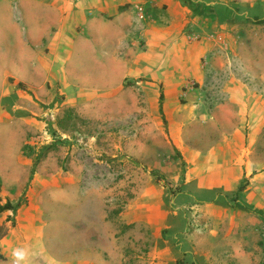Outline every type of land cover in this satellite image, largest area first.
I'll return each mask as SVG.
<instances>
[{"label": "rangeland", "instance_id": "1", "mask_svg": "<svg viewBox=\"0 0 264 264\" xmlns=\"http://www.w3.org/2000/svg\"><path fill=\"white\" fill-rule=\"evenodd\" d=\"M263 108L264 0H0V264H264Z\"/></svg>", "mask_w": 264, "mask_h": 264}, {"label": "crops", "instance_id": "2", "mask_svg": "<svg viewBox=\"0 0 264 264\" xmlns=\"http://www.w3.org/2000/svg\"><path fill=\"white\" fill-rule=\"evenodd\" d=\"M117 1H118V3L120 2V0H114V2H117ZM120 5H121V3L119 4V6ZM99 8H100V10L105 11V12H107L109 10V6L104 5L102 2H100ZM29 14H31L32 16L37 15V13L36 14L35 13H29ZM37 16L39 18H37L35 20V22L33 23L34 27L29 28V27L25 26L23 28V30H22L23 32L21 33L22 37L27 38V36L31 37V36L35 35L36 29L39 30L40 32L42 31L41 27H43L44 24L42 23V21L40 19L41 15H37ZM24 17L25 16H23V19H24ZM15 20L12 23L9 22V24H6L7 30L10 27H15L18 25ZM26 50H27L26 53H25V51H23V49H22V51L19 52V56L21 53L20 58L23 61L27 60L28 54L30 52L28 48H26ZM38 59H39V62L35 65V68L39 67L37 71L40 73V70H42V69L44 70L45 68H47V64L45 65L46 61L44 59H41L40 57H38ZM38 75L40 76V74H38ZM229 95H230L229 99L233 102V100H236L239 98L238 97L239 95H248V91L246 89H244L243 87H239V89L234 88V90H232L231 93H229ZM241 99L243 101L245 100L244 98H241ZM231 104H234V103H231ZM234 105L235 106L232 105L231 108L232 109L236 108V110H237L236 115H234V110H232V109H227L226 115H223L221 112V118H223V116L228 117V116L234 115L238 119H237V124H236L237 126H235L234 123H232V125H234V128H231V130H228V131L224 130L222 132L223 133V137H222L223 143L221 145L222 152H221V154H219V156L221 158V162H226L229 159L228 157L231 156L232 158H230V162H234V163L238 164V163H240V161L242 159V155H243L242 154L243 150L241 147V145H242L241 141L244 138V132L246 131L245 126H244V121L245 120L247 121V119L245 117V120H244L243 115L247 116L248 106L244 102H237V104H234ZM249 123H250V125H249L250 131H252L251 138H252V140H254L255 136L258 135L259 130L264 131V108L262 109L261 112L258 110H257V112H255V110L252 109L251 113H250ZM262 162H264V158H263ZM0 226L3 227V222H1V221H0ZM11 238H13L12 235L7 232V235L4 238L0 239L1 254H5V253L10 254L12 252ZM16 251H17L16 249L13 250V252H16Z\"/></svg>", "mask_w": 264, "mask_h": 264}, {"label": "trees", "instance_id": "3", "mask_svg": "<svg viewBox=\"0 0 264 264\" xmlns=\"http://www.w3.org/2000/svg\"><path fill=\"white\" fill-rule=\"evenodd\" d=\"M123 10L124 9H122V10L120 9V12H123ZM18 87L21 88L20 85H18ZM14 210H15V208L13 207V205L11 203H7L4 206L0 205V213H4L6 211H14ZM6 235H7V231H5V229L2 226H0V239L4 238ZM176 264H181V263L178 262Z\"/></svg>", "mask_w": 264, "mask_h": 264}, {"label": "built area", "instance_id": "4", "mask_svg": "<svg viewBox=\"0 0 264 264\" xmlns=\"http://www.w3.org/2000/svg\"><path fill=\"white\" fill-rule=\"evenodd\" d=\"M140 18L142 19L143 18V10L140 9Z\"/></svg>", "mask_w": 264, "mask_h": 264}]
</instances>
